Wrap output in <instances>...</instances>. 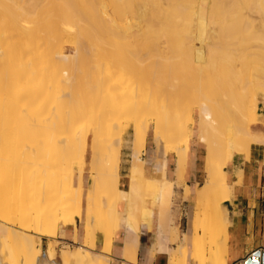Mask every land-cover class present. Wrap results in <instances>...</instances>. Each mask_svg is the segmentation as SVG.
<instances>
[{
	"label": "bare ground",
	"instance_id": "bare-ground-1",
	"mask_svg": "<svg viewBox=\"0 0 264 264\" xmlns=\"http://www.w3.org/2000/svg\"><path fill=\"white\" fill-rule=\"evenodd\" d=\"M140 1L135 3L134 6H130L125 0H113L111 8L107 9L105 0H0V210L2 211H0V223L6 228V232L0 234V264H58L53 259L54 253L49 249L42 253L41 249L38 248L39 242L37 243L32 238L30 234L31 229H33L31 226L32 216L34 215L38 221L36 232L42 237L53 234L48 228L51 227L54 231L59 220L65 224L71 220H76L75 218L80 216L81 191L78 189L80 186L78 188L71 186L70 172L67 169L64 172L60 171L61 173L55 175L54 179L44 177L43 174L44 178H38L40 179H37L38 182H34L36 181L34 180L33 184L32 180L34 178L31 181L27 178V176L29 177L28 174L31 173L26 172L24 174L25 169L23 168L28 167L29 169L30 164L36 165L35 162L32 163L33 155H37L38 158H43L49 164L55 165L63 160L65 162L69 161L67 158L69 156L70 159L76 158L72 156H75L74 153L78 151H80L78 153L80 156L84 154L88 135L87 131H83V128L88 124L84 119V113L88 109L96 108L104 113L116 103L117 98L132 91L131 86H129L132 82L128 78L120 81L117 86L113 85L114 70L115 72L117 71L116 69L120 67V63L124 62L123 64H127V62H130L131 53L127 52V48L131 44H127L128 46L124 44L128 42L131 36L133 39H137L138 35H143L144 26L147 29H145L146 32H154L156 35L158 34L157 37H160L163 31L164 33L169 32L170 28L172 29L171 34L175 33V35H172L173 39L168 40L165 36L163 38L166 40L155 42L156 54L152 52V60L149 64H143L142 70L136 71V74H139V78H141L140 97L143 96L146 102L151 103L156 98L161 100L174 95L179 91L180 87L187 88L195 78L211 75V73L216 71V68H219L221 61L229 58L225 62L228 63L219 72L220 75H215L216 78L212 79L213 91L223 92L221 99L229 121H232L234 111L241 110L244 107L242 104L244 102L239 100L240 98L246 97L245 102L249 103L246 107L247 112H254L253 102L256 91L264 89V61L251 58V55H249L250 58H245L241 53L238 56L236 49H234V53L231 49L236 48L237 46L234 45L238 44V42L231 40V35L229 34L232 31L230 30L227 31L231 32L228 34L229 37L227 36V39L224 40L226 38L224 36V41H221L223 44L217 47V49L222 48L228 52V54L225 53L228 56L227 58L223 59L221 57L220 59L219 56L221 54L217 56V52L210 51L211 47L214 46V41H212V44L203 40V49L200 50V47L194 49L193 41L200 36L198 31L191 30V34L187 36L181 33L185 27L186 29L187 27L191 28L190 23L185 26L184 22H191L196 19V15L201 10L200 7L199 9L198 6L195 7L190 4L192 0ZM262 2L264 0H261ZM160 12H163L162 16ZM115 14L118 15L117 19L114 17ZM130 16H136L138 23L132 24ZM178 18L183 28H177L176 19ZM163 25L168 27L165 28ZM230 26V24H227L226 27H229L227 29H230ZM148 36V38L154 37V35ZM175 36H179L178 39L182 40V44L178 48L172 45L173 42L180 43L177 38L175 39ZM206 36L207 31L204 34V37ZM133 39L130 41L133 42ZM151 40L149 41L151 42ZM152 41L154 43V40ZM150 42L147 43L152 45L153 43ZM64 44L74 47L75 51L72 56L63 53ZM119 45H123L120 47L121 49H119ZM173 47L174 53L172 52ZM149 48L147 47L146 49L149 50ZM122 49H126V52ZM169 49H172L173 56L168 51ZM229 49L231 52L228 51ZM164 52L170 54V59L160 56ZM235 54L237 57H235ZM108 56L111 58L108 61L111 60V62L107 65L108 62L105 61L107 62L105 67L102 68L101 64V67L97 68L98 66L96 67L95 64L98 63V60ZM166 56L168 55L166 54ZM67 59L70 62L69 64ZM261 60H264V56H262ZM116 61L119 64H116ZM44 62L47 66L42 69ZM137 63L138 66L142 64L139 61ZM93 65L97 68L95 72L93 67V71L90 68ZM88 69L93 73L88 72ZM64 80L68 86V91L59 93L55 87L56 92L53 91L55 95H52L54 99L43 104L45 105L44 107H41L37 99L38 95L43 92H49L54 87L51 86V82L55 83L57 81L60 84L61 82L59 83V81ZM57 82L55 85L58 87ZM157 83L161 84L160 87L155 86ZM221 83H224V88L219 87ZM110 84H112V87L116 86L115 90L107 95H102V90H106L104 87ZM233 84H237L235 92L230 87ZM236 87L234 86V88ZM139 92L138 94H140ZM142 100L144 101V99ZM57 103H59L58 106L61 105L60 103H67L68 107L70 105L73 110L68 109L67 113L63 111L64 114L59 111H54L53 113L52 107ZM196 106L200 109V140L206 141V137L202 133L206 127L205 116H208L206 114L208 104L196 102ZM37 107H40V110H37L39 111L38 118L40 117V119L37 120H43L44 126H42L43 124L41 126L44 129L40 128L44 131L40 132L41 130H39L40 133H43L40 135L42 141L40 140L39 150L36 149L34 154V149H31L33 147L26 148L23 151L24 148H16V145L20 138L24 140L23 133L19 135L18 132L21 129L20 126L28 130L29 134L27 133V137H30L32 131H29L28 128L30 126L31 130L33 122H30L31 125H29L28 120L32 114L34 116L35 108ZM168 111L170 109L161 105L157 115L150 121V125L156 131L160 127L167 129L165 135H160L163 140L165 139L164 141L168 140L175 132H184L187 128V123L191 121L192 115V108L187 106L184 110L179 111L177 119L169 122L162 115ZM36 113L38 115V112ZM249 113L248 115L251 114ZM247 118L237 119L236 125L230 126V128L235 127L230 129L235 149L247 148L251 142L255 141L261 143L259 142L261 141L259 140L260 138L256 140V138H252L247 133V126L250 122ZM65 120L67 124L62 125ZM58 122L61 125L59 129L56 127ZM208 124L210 125V122ZM173 129L178 131L173 132ZM90 131L94 137L90 143V188L84 201V218L86 225L93 220L99 221L101 222L99 225L100 231L110 232L114 222L117 177L108 175L103 182L101 181L100 188L93 186L97 184V179L99 178L97 174L102 173L103 168L101 165H96L98 162L96 159L98 144L95 143L96 129L92 127ZM51 132L56 133L55 139L52 141H50L52 138L49 137ZM240 133L244 134L245 137L243 139L238 136ZM78 135H80L79 139L77 138ZM41 136H43V139ZM146 137V119L143 116H139V125L135 128L133 138V147L137 156L144 148ZM179 144V141H175L173 148L178 156H181L182 151L180 149L184 150V147H179ZM20 150H22L21 153L18 152ZM36 160L37 162L39 161L37 158ZM21 162L25 164L22 165ZM220 162H223V159L218 164ZM27 164L29 165L26 166ZM19 165H22V169H20ZM82 165L80 164V167H78L80 168L78 169L80 173L82 172ZM36 166H39V163ZM207 166L209 168L210 182L208 185L206 184V187L203 186L201 190L197 191L198 205L195 208L192 220L191 256L192 259L199 261L198 264H224L226 226L216 221L214 212L210 211L205 204L203 205V201L208 191L215 194V187L218 186V182L221 183L222 187L225 185V177L223 175L222 177L218 176V173L215 172L216 164H214L213 160L209 161ZM39 167H42L41 162ZM143 167V162L139 161L129 172L130 184L125 218L126 235L122 242L123 264H132L137 257L139 243L138 226L145 218L139 206L145 186V178L142 173ZM181 167L182 162L179 160L175 169L177 179H180L183 174ZM21 172H23L22 176L27 179L26 181L21 179ZM80 183V180H78V185H81ZM153 188L156 190L155 187ZM171 192L172 186L170 185L162 188L161 192H159L162 202L169 201ZM101 194L105 195L104 198H107L106 203L108 202L103 210L100 207ZM229 199L230 195H224L222 203ZM32 200V206L29 207L30 204L27 206L26 204ZM21 219H26V221ZM217 227L219 228L217 229ZM170 233V241L175 242L177 240L176 228L171 229ZM94 235L92 234V236ZM92 236L91 240L93 241L91 242L93 244L95 236ZM111 245L112 238H103L101 251L108 254ZM178 247L180 249L179 254L184 257L185 252L182 246L178 245ZM175 254V252L172 253L173 257H169V260L172 261V264H179L180 261L177 257H174ZM58 258L59 264H108L109 259L105 255L91 256L90 251L84 246L79 247L75 251L62 252L58 255Z\"/></svg>",
	"mask_w": 264,
	"mask_h": 264
},
{
	"label": "rangeland",
	"instance_id": "rangeland-1",
	"mask_svg": "<svg viewBox=\"0 0 264 264\" xmlns=\"http://www.w3.org/2000/svg\"><path fill=\"white\" fill-rule=\"evenodd\" d=\"M105 1H106L105 5L107 6V9H110L113 0H105ZM125 1L130 6L131 5L134 6V4L139 2L140 0H125ZM142 1L143 0H141L140 2ZM190 4L195 7L198 6V8L200 7L201 10H199L198 14L196 15L197 16L196 19H193L191 22L190 21L184 22L185 26H187L190 23L189 25L191 28L187 27L186 29L185 27V29H183V32L181 33H184V35L187 36L191 34L190 33L191 30L198 31L200 36L197 40L193 41L194 49H198L200 47L199 49L202 50L203 49L202 43L204 42L203 40H206L207 42L212 43V44H213L212 41H214V46L211 47L210 51L217 52L216 53L217 56L218 54L219 55L221 54L219 56L220 59L221 57L225 59L228 57L226 56L228 52H226V50L222 48L217 49V47L223 44L221 41H224L225 39H227V36L229 37V35H231V40L232 41L236 40L235 42H238V44L241 45L240 46L236 43L234 46H237V47L236 48L232 47L233 49H231L233 50V52H234V49H236L237 55L238 54L240 55L241 53L243 54L245 58L247 57L250 58L249 55H251L252 56L251 58H255L259 61H264V60H261L262 56H264V2L261 3V0H221V1L220 0H192ZM194 11H196V9H194ZM162 13H161V16H162ZM114 17L117 19L118 15L115 14ZM127 17L129 16L127 15ZM130 17H131L130 22L132 24L135 25L138 23V18L136 16H130ZM176 21H177L176 23L177 28L178 29L183 28V25L180 23V19L178 18L176 19ZM227 24H230L231 25L230 27L232 29L231 28L227 29L229 28V27H226ZM164 26L165 25H163V27ZM144 27H143L144 31L142 32L143 35L137 34L138 35L137 36L138 38L136 37L137 39L135 38L133 39L131 36L128 42L131 39H133V42L130 41L129 43L127 42L126 44H124L126 46H128L127 44H131V46L129 45L130 47L128 48L125 46V48H127L128 50L127 52L131 53V58L129 60L130 62H127V64H123L124 62L119 64L117 63L118 61H116V64H119L120 67H117V69L115 68L117 71L115 72L114 70V79H113L114 84L113 82H111L113 85L117 86V84L120 81L128 78L130 82H132L129 85L131 86L132 91L129 92L127 95L117 98L116 103L110 109L104 111V113L102 110L97 109V108L88 109L84 113V119L88 123L87 126L83 128V131H87V134H88L87 135V145L85 147L84 154L80 156V154H78L80 153V151H78L76 152L78 155L74 153L75 156H72L76 158L70 159L69 158L70 156H69L67 157L69 161L65 162L63 160V161L57 162L55 165L49 164L43 158H38L37 155H33L35 158L33 157L32 163L35 162L36 165H38L39 163V166H40V162H41L42 167L36 166L35 164H30V165L27 164L26 166L29 165V169L28 167L23 168L25 169L24 174H26V172L31 173V174H28L29 177L27 176V178L30 181L32 178H34L32 182L34 180H36L34 182H38L37 181L38 178L41 179L44 177H48L49 179H54L55 175L61 172H64L67 169V171L70 172L71 186L73 188H78V186H80V188H78L81 191L80 192L81 202H80V213H79L80 216L76 217L75 218L76 220L74 221L71 220L67 224L59 220L54 231L51 227L48 228L50 232H53V234L50 233L51 235L42 237V236H39L38 233L36 232L38 221L35 219L34 215L32 216L31 226L33 229H31V232H30V234L32 235V238L37 243L39 242L38 248L41 249L42 253H44L46 249H49L52 253H54L53 259L58 264H59L58 255L60 253L66 252V251H75V250H78L79 247H83V246L87 247V249L91 253V256H98L99 254H95V252L98 253L99 250H100V254L104 253L101 251V247H102L101 244H102V239L105 237L112 238L111 248L112 247L113 249L115 248L116 254L122 257V242L126 235V231L124 229V223H125L124 214H121L120 209L123 208L125 200H127L126 196L129 193V184H130L129 172L139 161H142L144 164L143 173L146 178H149V179L155 178L154 180L163 182L161 188L159 189V192H161L164 186H169V185L172 186V192H171V196L168 202H162L160 193L158 194V197L153 196L152 194H149V193H144V191L141 194V200H140V205H139L140 210L142 212V215L144 212L143 210H146V209L150 210V215H153V226L150 230H148L142 224V221L141 223H139V226H138L139 244H138L137 254L143 255L145 251H148V253L150 254V259H149L150 261L154 258L156 254H163L166 256L168 264H172V261L169 260V257H173L172 253L175 252L176 254L174 255V257H177L181 264H193V261L191 258V254H192L191 236L193 233L192 219L194 217L195 208L198 205L197 204L198 202L197 191L201 190L203 186L206 187L208 183L210 182L209 171H208L209 168L207 166L208 162L213 160L214 164H216L214 168L215 172L218 173V176L222 177L223 175L225 177V185L223 186L224 187L223 188L221 186V183L218 182V186L215 187V191H216L215 194L208 191L206 193V197L204 198L205 200L203 201V205L205 204V206L210 211L214 212L217 222L226 221V215L222 208L224 207L222 204V197L224 195L228 196L229 194H231V186L227 179L226 173L224 171L225 166L228 163V161L231 159V155L234 152L246 153L244 152L246 148L235 149L233 145V135L231 134L232 131L230 132V129L231 128L234 129L235 127L230 128V126L236 125L237 119H242V117L245 119L248 117L247 119H249L250 122L247 126V131L249 132V128L251 125V128H250L251 132L264 136V94L258 95V102H257V109H256L257 94L260 92H264V89H258L256 91L254 102H253L254 112L253 111L252 113L250 112L251 114L247 112L248 110L246 107L249 104L245 102V99L247 98L246 97L240 98V99L238 98L239 100H242V102H244L242 104L244 105L246 109L242 105L243 108L241 107L242 108L241 110L239 109L237 111H234L232 121L228 120V116L226 115V112H225V106L222 103L221 96L223 92H220V91L216 92L217 90L213 91V87L211 85L213 81L212 79H215L216 76L220 75L219 72H221L222 71L221 69L228 63V62L227 63L225 62L226 60L228 61L229 58L221 61L222 65L220 63L219 68H216V71L211 73V75L208 74V75L199 76L195 78L194 80H192V82L187 88L180 87L179 91L176 92L174 95L166 97V98H162L161 100H158L156 98L153 102H151L154 104L146 102L143 96H142L143 98L140 97L141 93L139 92V88L141 87L140 86L141 78H139L140 76L139 74H136V71L137 70L141 71L143 64L148 65L149 62L152 60L151 56L153 54H156L157 50H156L155 42H159V41L161 42L166 39L168 40L173 39L174 37L172 35L173 34L175 35V33L171 34L172 29L170 28L169 32L164 33L163 31L160 37H157L158 34L156 35L154 32L151 33V31L146 32L147 29ZM166 27L168 26H165V28ZM229 30L232 31V33L227 32ZM206 31H207V36L204 37V34ZM209 34L212 38L209 36ZM148 35H151V36L154 35V37L157 38L158 41L153 36L148 38L149 37ZM165 36H166V39L163 38ZM224 36H226V38H224ZM178 37L179 36H175V39L176 38L178 39ZM147 38L149 40H151L152 38V40H154V43L151 40L153 44L149 45L148 43L150 41ZM175 43L173 42L172 45L178 48L182 44V40L180 41V43L178 42L179 44L177 43L175 44ZM63 46H64L63 53L68 54L69 56H72L74 54L75 49L72 45L64 44ZM122 46L123 45H119V49H121L120 47ZM145 46H147L148 48L150 46L149 50L151 51L146 49L147 47L145 48ZM172 49L168 50L171 56H173V53L175 52L174 47ZM122 50L126 52V49H122ZM116 51L119 54V51L117 49ZM228 51L231 52L230 49ZM144 53L147 55H145ZM164 53L160 54V56H164L165 58L170 59L171 57L170 54L168 52H166L165 54ZM253 53L254 55H252ZM166 54L168 56H166ZM236 54H235V57H237ZM134 55H136L137 58L141 57L139 58L140 60L137 59L136 56ZM108 59H111V58L109 56L102 57V59L98 60L99 65L98 63L95 64L96 67L98 66L97 68H100L101 64H102V68L105 67L106 66L105 64L107 62H108L107 65L111 62V60L108 61ZM138 61L142 63V64L139 63L140 66H138V63H137ZM67 62L68 64L70 63L68 59H67ZM46 66L47 65H45V62H44V64L42 65V69L46 68ZM92 67H93V70L95 69L94 72L97 71V68H95L94 65L90 67L91 70H92ZM88 72H91V71L89 70ZM56 82L57 81H55V83ZM60 82L61 83L63 82V83L61 84ZM55 83L51 82V86H54L53 88L50 89L52 94L50 93V90H49V92H43L42 94H39L38 96L41 98L37 96L38 97L37 99L39 100L41 107H44L45 105L43 104L48 103L54 99V96L52 95H55L56 88L58 90L57 92L59 93L68 91V88H67L68 86L65 80L59 81L60 84H58L57 82L58 87L57 85H55ZM112 84L104 87L106 88L107 92L106 90L102 88L103 89L102 95L104 94L107 95L109 94V92L111 93L112 91L115 90L114 88H116V86L112 87ZM160 85H161L160 83L155 84V86L157 87H160ZM236 85L237 84L230 85V87L234 90V92L237 89ZM220 86L224 88V83L219 84V87ZM234 86L236 88H234ZM53 91L55 92L53 93ZM138 92L140 94H138ZM142 99H144L146 103ZM196 102H205L208 104V110L206 112L208 116H205V122L207 121L206 127H205L204 132L202 133L206 137V141L200 140V134H201L199 131L200 109L199 107L196 106ZM60 104L61 105L58 106L59 103H57L52 107L53 113L54 111H59L60 113H63V111L65 113L66 111L67 113L68 109L73 110V108L71 109L70 105L68 107L67 103H63V104L60 103ZM62 105H64L63 106L65 108L64 110H63ZM161 105L165 106L167 109H170V111H168L167 113L162 114L164 119H166L169 122H172L173 120L177 119L179 117V111H182V109L184 110V108H186L187 106H190L192 108V115H191V121H190L191 123L190 122L187 123L188 129L186 128L184 132L178 131L177 129H173V132L174 131H178V132H175L166 141H164L165 139L163 140L161 136L165 135V133L167 132V129L160 127V129L156 131L155 128H153L150 125L151 119L155 115H157V112L160 110ZM39 108L40 107L35 108L36 112H38V115L36 112H34L35 113L34 116L32 114V116L28 120L29 125H31V123L33 122L31 126V130H30V126L28 128L29 131H32L30 133V137L29 136L27 137V135L29 134L27 132L28 130L25 129L23 126H22L23 128L20 126L21 129H19L18 132H19V135L23 133L24 140H21V138L19 137L20 140H18L19 142L17 141L18 144L16 145V148L18 147L19 149L24 148L23 151L26 148L33 147L31 149H34L33 150L34 154H35L36 149H38L42 141L40 138V135L43 133H40V132L44 131L42 130L44 129V127L42 128V126H44L43 120L42 119H41L42 121L37 120V119H40V117L38 118L39 111H37ZM255 110H256V119H254ZM100 113H103V114H100ZM248 113L250 115H248ZM139 116H143L144 119H146L147 137H146L143 150L141 151L139 156H137L134 150V147H133V138H134L135 128L139 125ZM65 122L66 120L64 121V123L62 122L63 124L62 123L61 124L66 125L67 123ZM209 122H210V125L208 124ZM58 123L56 127L59 129L61 125H60V122ZM41 124L43 125L41 126ZM92 127L96 129L95 143L98 144V146L96 145L98 148V150L96 149L97 151L96 159L98 160L96 165H101L103 168L102 173L97 174V176L99 177L97 179L98 180L97 184L93 186L95 188H100L101 181L103 182L105 180V177L108 175H115L117 177L116 178V199H115V205H114V222L112 224V229L110 232L104 231V230H101L102 231L101 232L99 229V225L101 224V222L99 221L93 220V221L88 222V224L86 225L85 218H84L85 216L84 201L86 199L87 191L90 188V175H91L89 172V161H90V151H91L90 143L92 142V138L94 137V135L90 131L92 130ZM191 129H192L193 135L191 136L190 142H189V137L191 135ZM39 130L41 131L39 132ZM52 133L53 132L49 134L50 135L49 137L52 138V139L49 138L51 139L50 141L55 139V134L57 133V131L56 133H53L54 136H52L53 135ZM238 136L240 137V139H243L245 137L243 133H240ZM41 137L43 139V136ZM77 138L79 139L80 135H78ZM259 140H261L259 141L261 143L251 142L250 145L252 146L254 144H260L264 146V138H260ZM175 141H179L180 143L179 147L180 146L184 147V150L180 149V151H182L181 156H178L176 150L173 148V144ZM104 145H107V146H104ZM108 145L110 146L109 147L110 149L108 148ZM122 145H125L131 150L130 152L132 154V159H131L130 167L127 170V176L120 178L118 170H119V162H120V150H121ZM192 145L200 146L198 149L199 161L197 163L198 168L200 169V173H199L200 176L199 178H197L196 183L191 182V184H188L189 187H187L185 184L186 180L184 179L183 176H184V171L188 164L190 147ZM21 151L22 150L18 152L21 153ZM36 158L39 160L38 162ZM221 159H223V162H220L218 164V162ZM179 160H181L182 162L181 170L183 174L180 177V179H177L175 175V169H176V166ZM24 164L25 163H22V165ZM80 164H83L81 166L82 167L81 173L78 170L80 169L78 168L80 167ZM22 165L21 166L19 165L20 169H22ZM155 168H157L158 171H155ZM22 174L23 172H21V175H20L21 179L26 181L27 179L24 176H22ZM43 174H44V177H43ZM77 178L78 180H80L81 185H78ZM104 197L105 195L101 194L100 207L102 210L105 209V206L108 203V202L106 203L107 198H104ZM29 202L26 205L28 206L30 204L29 207H31L33 204V200L30 203ZM21 220L26 221V219H21ZM229 225L227 223L226 233H227V229ZM175 228L177 231L178 238L180 239V242H182L185 245L182 247L183 251L185 252L184 257H181V255L179 254L180 249L178 247V241L177 240L175 242L170 241V236H171L170 230L175 229ZM218 228L219 227H217V229ZM5 232H6V228L0 223V234L5 233ZM92 234H95L93 244L91 242L93 241L91 240ZM99 242H101L100 247L98 246L95 247V244ZM171 243L175 244V246H172L173 244ZM225 244H226V234H225ZM173 247L175 248L173 249ZM226 248H225V255H226ZM195 261L198 264L199 261L196 259ZM206 262L208 263V261ZM108 264H110V259H108ZM115 264H123V263L117 262ZM132 264H136V260Z\"/></svg>",
	"mask_w": 264,
	"mask_h": 264
},
{
	"label": "crops",
	"instance_id": "crops-1",
	"mask_svg": "<svg viewBox=\"0 0 264 264\" xmlns=\"http://www.w3.org/2000/svg\"><path fill=\"white\" fill-rule=\"evenodd\" d=\"M259 94L262 95L264 92L257 94L256 109ZM254 119H256V110L254 113ZM250 128L249 132L247 131L249 136L254 139L256 138V140L258 138H264V136L251 132ZM192 135L193 132L191 129L189 142ZM250 146L244 151L246 153L234 152L224 170L231 186V194H229L230 199L222 203L224 206L222 208L226 215V221H218L225 226L227 223L228 225L230 224L227 233H225V245L227 248L224 264H243V262L254 252L259 251L264 254V146L260 144ZM199 147V145H192L190 147L188 164L183 176L186 180L185 184L187 187H189L188 184H191V182L196 183L197 178L200 176V169L197 165L199 161ZM130 151L131 150L128 147L122 145L118 170L120 178L127 176V170L130 167L132 159ZM155 171H157V168H155ZM143 177L145 178L144 193H149L158 197L159 189L163 182L146 178L144 173ZM153 187H155L156 190H154ZM126 197L127 200H125L123 208L120 209L121 214H124V219L126 218L127 213L128 195ZM143 211V216L145 218L142 220V224L146 229L150 230L153 226V215H150V210L148 209ZM177 241L178 245L182 247L185 246L180 242L178 235ZM100 243L101 242L96 243L95 247H100ZM172 246H175V244ZM174 248L175 247H173V249ZM115 251V248L113 249L112 247L108 254H100V250L98 253L95 252V254L107 256L110 259V264L122 262V257L116 254ZM149 259L150 254L148 251H145L143 255L137 254L136 264H168L167 258L163 254H156L151 261ZM192 261L193 264H197L194 259H192Z\"/></svg>",
	"mask_w": 264,
	"mask_h": 264
},
{
	"label": "water",
	"instance_id": "water-1",
	"mask_svg": "<svg viewBox=\"0 0 264 264\" xmlns=\"http://www.w3.org/2000/svg\"><path fill=\"white\" fill-rule=\"evenodd\" d=\"M243 264H264V254L259 251L254 252L243 262Z\"/></svg>",
	"mask_w": 264,
	"mask_h": 264
}]
</instances>
